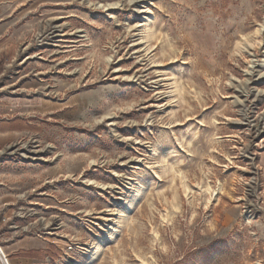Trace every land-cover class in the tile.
Here are the masks:
<instances>
[{"label":"rangeland","instance_id":"obj_1","mask_svg":"<svg viewBox=\"0 0 264 264\" xmlns=\"http://www.w3.org/2000/svg\"><path fill=\"white\" fill-rule=\"evenodd\" d=\"M136 7L0 0V246L11 264H264V0H150L152 51Z\"/></svg>","mask_w":264,"mask_h":264},{"label":"bare ground","instance_id":"obj_2","mask_svg":"<svg viewBox=\"0 0 264 264\" xmlns=\"http://www.w3.org/2000/svg\"><path fill=\"white\" fill-rule=\"evenodd\" d=\"M129 3H137V7H136V11L140 14V16L138 17V19L136 20V22L132 25L129 26V29H133V30H136V33H134L135 35L138 36V39L140 40V43H143L145 44V46L147 47V49L149 51H152L154 49L153 47V44H152V39L154 38L155 36V29L153 27V23H154V17H155V13L154 11L149 7V4H150V0H129ZM101 6L105 7L107 10H110V9H113L115 8L118 3H106V4H100ZM114 14V13H113ZM113 17V16H112ZM61 18H64V17H59L58 19H61ZM264 21V20H263ZM57 28L61 27L60 25L58 26H55ZM262 28L264 30V23L262 24ZM262 30V29H260ZM260 30H257L260 31ZM79 32H82V30H79ZM65 35V34H64ZM79 36H83V35H79ZM138 40V41H139ZM244 41V40H243ZM250 41V40H249ZM248 41V46H247V50L248 52H250V48L252 47V44H250V42ZM260 41V40H258ZM257 41V42H258ZM262 41V40H261ZM260 41V42H261ZM259 42V43H260ZM135 44V43H133ZM138 44V43H137ZM253 48V47H252ZM145 49V47H144ZM139 50V49H138ZM142 50V48H141ZM146 50V49H145ZM147 52V51H146ZM252 54V53H251ZM143 55V54H142ZM155 55L153 57H151V60L153 59V62H156L157 64V60L155 59ZM147 58V57H146ZM252 59V58H251ZM254 60V59H253ZM109 61V60H108ZM257 62V61H256ZM151 63V62H150ZM258 63V62H257ZM153 64V63H152ZM159 64V62H158ZM162 65V63L160 64ZM260 65L264 66V57L263 59L261 60L260 62ZM253 66V65H252ZM251 68V67H250ZM252 73V72H251ZM250 73V74H251ZM261 74V73H260ZM139 76V75H138ZM259 76V75H258ZM136 77V76H135ZM169 78V77H168ZM165 79V78H164ZM171 79V87H170V90L169 91H164V92H161L163 98L162 99H166L168 98V100L165 102V104H162L161 106H171L173 105L172 103H176L177 100H175L176 96H177V93L180 92L181 90V86L179 84L178 81H175L174 78H170ZM250 79V78H249ZM160 80V79H159ZM168 80V79H167ZM263 81V80H262ZM255 82V81H254ZM248 83V82H246ZM169 85V86H170ZM158 86V85H157ZM252 86V85H251ZM258 88V87H257ZM163 89V88H162ZM159 92V91H157ZM156 92V93H157ZM182 92V91H181ZM259 92H262L264 93V90L261 91L259 90ZM160 93V92H159ZM258 94V93H257ZM248 96V95H247ZM236 97V96H235ZM160 98V97H159ZM248 98V97H247ZM181 99V98H180ZM241 99V98H240ZM253 99V98H252ZM243 101V100H242ZM243 103V102H242ZM160 105V104H159ZM158 106V104H157ZM174 107V105H173ZM251 108V107H250ZM250 110V109H249ZM170 113L173 114V109L170 110ZM169 113V114H170ZM248 113V112H247ZM256 125V124H255ZM264 126V125H263ZM250 129V128H248ZM256 130V129H255ZM262 130V129H261ZM257 133V132H256ZM260 134V133H259ZM246 151V150H245ZM157 149L154 148V154L156 155L157 154ZM248 157V156H247ZM250 158V157H249ZM251 159V158H250ZM253 162V161H252ZM156 164L159 163L158 161L155 162ZM251 163V162H250ZM160 165V164H159ZM156 167H158V164L156 165ZM108 188V187H107ZM135 188V187H134ZM139 188H137L134 192V195L133 197L131 196V199L128 198V199H125V204L123 207H121L120 209H118L117 213H115V215H117L116 217L114 218H110L109 219V222L110 223H114L110 230H113L114 229V226H117V225H120L121 222H122V219L125 218L126 216V213L127 211H129L130 207L132 206L133 202H134V199L135 197L139 194ZM137 198V197H136ZM247 214V213H246ZM105 237H112V233L108 231V234L105 236ZM105 237H101L100 241H104L105 240ZM101 247V244H95L93 246L94 249H97L99 250V248ZM96 252V251H95ZM0 261L3 263V264H11L10 262V259H8L7 257V254L5 252V250L3 249L2 246H0Z\"/></svg>","mask_w":264,"mask_h":264},{"label":"crops","instance_id":"obj_3","mask_svg":"<svg viewBox=\"0 0 264 264\" xmlns=\"http://www.w3.org/2000/svg\"><path fill=\"white\" fill-rule=\"evenodd\" d=\"M20 246H21L23 249H25L26 253H28V251H30L31 249H32V250L34 249V247L28 245V243H22ZM22 252H23V251H22ZM24 255H25V253H24Z\"/></svg>","mask_w":264,"mask_h":264},{"label":"built area","instance_id":"obj_4","mask_svg":"<svg viewBox=\"0 0 264 264\" xmlns=\"http://www.w3.org/2000/svg\"><path fill=\"white\" fill-rule=\"evenodd\" d=\"M9 258V256H7Z\"/></svg>","mask_w":264,"mask_h":264}]
</instances>
